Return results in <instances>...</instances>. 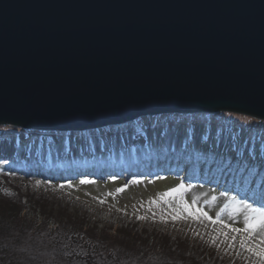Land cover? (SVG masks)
<instances>
[{
	"label": "rangeland",
	"instance_id": "rangeland-1",
	"mask_svg": "<svg viewBox=\"0 0 264 264\" xmlns=\"http://www.w3.org/2000/svg\"><path fill=\"white\" fill-rule=\"evenodd\" d=\"M175 136L188 157L158 165L142 162V153L150 148L166 153L177 148ZM194 149L220 155L218 172L211 171L213 158L197 160L201 151L193 154ZM76 152L89 163L65 164L62 159L74 160ZM225 154L232 159L231 165ZM34 159L37 163L31 162ZM193 161L197 164L189 171ZM204 162L212 164L207 167ZM84 177L95 183L80 184ZM133 178L142 182L115 192ZM68 181L73 187H59ZM181 182L192 186L184 199L189 204L195 199L194 207L212 216L225 204L231 205L233 197L264 206V119L220 110L149 113L85 129L0 123V223L7 220L1 224L0 264H118L123 260L126 264H172L166 260L171 253L168 247L159 253L143 246L141 255L136 245L139 251L132 253L127 240L114 233L121 224L135 232L140 243L165 235L176 252L186 243L196 249L173 264H253L255 258L239 249V237L233 249L227 248L222 236L216 245L212 243L218 231H227L221 225L191 218L171 220L172 209L182 208L180 197L166 204L159 195ZM152 199L158 203L150 204ZM230 212L231 207L226 208L222 218L242 228L243 217L233 221ZM65 231L74 232L75 239L63 235ZM109 249L117 254L108 255Z\"/></svg>",
	"mask_w": 264,
	"mask_h": 264
},
{
	"label": "water",
	"instance_id": "water-1",
	"mask_svg": "<svg viewBox=\"0 0 264 264\" xmlns=\"http://www.w3.org/2000/svg\"><path fill=\"white\" fill-rule=\"evenodd\" d=\"M264 119V0H0V123Z\"/></svg>",
	"mask_w": 264,
	"mask_h": 264
},
{
	"label": "snow or ice",
	"instance_id": "snow-or-ice-1",
	"mask_svg": "<svg viewBox=\"0 0 264 264\" xmlns=\"http://www.w3.org/2000/svg\"><path fill=\"white\" fill-rule=\"evenodd\" d=\"M113 180L116 177H112ZM140 178H133L131 181L125 183L121 187H118L115 192L123 193L125 192L129 184H139L141 183ZM40 184V181L36 182ZM95 183L87 177L80 180V184H91ZM73 187L71 181L66 184L62 183L59 185L60 188ZM191 185H185L183 182L179 183L175 187H172L159 195V200L164 203H169L170 200L175 199L177 196L180 197V203L182 208L172 209L171 220L177 221L181 218L188 219L191 218L196 221H208L212 225H221L222 229L227 231H218V235L212 236V243L216 245L218 236H222L224 241H227V248L233 249L236 247L237 238L239 237V249L245 251L250 257L255 258L253 264H264V206H254L248 201H238L234 197L232 198L231 205L225 204L223 208L218 211L215 216H212L208 211L200 207H194L196 205V200L193 199L191 204L184 199V193L190 190ZM112 196L113 193H108ZM216 197H212V201H215ZM106 201L100 200V203H105ZM156 199H152L150 204H157ZM143 206V205H141ZM170 206V205H169ZM231 207V212L229 216L233 221L238 220L241 216L243 217V227H234L231 223H226L222 218L223 213L226 208ZM155 217V213H153ZM144 216H137V219H144ZM162 220H166V216L161 217ZM231 233L232 235H229ZM219 246V245H217ZM239 254V251L236 253Z\"/></svg>",
	"mask_w": 264,
	"mask_h": 264
},
{
	"label": "bare ground",
	"instance_id": "bare-ground-1",
	"mask_svg": "<svg viewBox=\"0 0 264 264\" xmlns=\"http://www.w3.org/2000/svg\"><path fill=\"white\" fill-rule=\"evenodd\" d=\"M232 118H234L235 120H238V118H236L235 116H233ZM247 122H249V121H252L251 119H249V118H246L245 119ZM237 123V122H236ZM174 138V140L175 141H177V139L179 140V138L177 137V136H175V137H173ZM172 138V139H173ZM224 143V142H223ZM180 142L179 141H177V148H174V149H170V150H168V152L166 153L165 152V150L164 151H160L159 149H158V147H156L155 149H152V148H150L149 150H147V151H144V153H142L143 154V160H142V162L144 161V163L146 164V163H152V164H164V162L165 163H167V162H176V161H179L180 162V160H182L184 157H188V152H185V150L184 151H182L183 149H181L180 147ZM224 148H221V150L220 151H224L223 150ZM74 150V149H73ZM167 150V149H166ZM203 149H198V150H192V153L193 154H196L198 151H201V152H199V156L200 157H198L197 158V160L198 159H200L201 158V156L202 157H204L205 159L206 158H213V161H215V165L214 164H212V163H205V165L207 166V167H209V164H212V172H215V173H217L218 172V168H219V165L222 163V157L220 156V155H212V154H209V153H205V152H203L202 151ZM75 151V150H74ZM73 151V152H74ZM245 156V155H244ZM228 159V161H229V164L231 165L232 164V159H229V157H228V155H226L225 154V161ZM235 158V157H234ZM62 160H64V163L65 164H71L72 166H77V165H81V166H84V161L85 162H87V163H89V161L90 160H88L86 157H84V155H82L81 154V152H76V154H75V156H74V160H71V159H69V158H64V159H62ZM32 163H37L36 162V159H34V161L32 160L31 161ZM38 163H40V162H38ZM112 163L110 162V159H109V161H108V165H111ZM144 164V165H145ZM195 164H197V162L196 161H193V162H191L188 166H189V171H190V168L192 167V166H195ZM166 166V164L164 165V167ZM206 167V168H207ZM106 168V167H105ZM229 184V181L227 182V185ZM230 185V184H229Z\"/></svg>",
	"mask_w": 264,
	"mask_h": 264
},
{
	"label": "trees",
	"instance_id": "trees-1",
	"mask_svg": "<svg viewBox=\"0 0 264 264\" xmlns=\"http://www.w3.org/2000/svg\"><path fill=\"white\" fill-rule=\"evenodd\" d=\"M24 211H25V209H24ZM13 212H14V210H13ZM3 221H7V220L3 219ZM3 221H1V223H0V236L2 234L1 230L3 227L1 224L4 223ZM8 223H10V222H8ZM38 226H39V224H38ZM54 227H57V226L54 225ZM126 228H127V226H123L122 224L118 225L115 228L116 230L114 233L115 234L116 233L121 234V237H123L122 239L127 240V244H125V245L132 251V253L133 252L136 253L139 251L138 249H136L137 248L136 245H139L140 250H141V252L139 254H141V255L144 254V249L149 248L150 252H151V250L154 249L155 251L157 250L159 253H162V251L166 250V248L168 247V250H166V251L167 252L169 251L171 253H168V257L166 258V260L168 259L167 262L173 264L174 262H178V259H186L187 257L183 254H187V253L193 254V252L196 251V249H193L192 247L186 246L187 245V243H186V245H184V246L179 245L178 248H179L180 253L176 252V249L173 247L175 244H172V242H171L172 240H170L169 237H166L165 235L160 236V240H159V238H148L149 240H147L145 242L147 244H145L144 241L142 243H140L139 238L135 236L136 233L135 232H129ZM62 234L67 236V237H72L71 239H73V240L75 239L74 232H66L65 231V233H62ZM84 234L87 236V229H86V232ZM81 236L83 237V235H80L79 237H81ZM89 239H91V238H89ZM75 245H77V242ZM109 250H108V255L111 253H115V250H112V249H109ZM115 254H117V253H115ZM118 264H126V263H124V260H123V262L119 261Z\"/></svg>",
	"mask_w": 264,
	"mask_h": 264
}]
</instances>
